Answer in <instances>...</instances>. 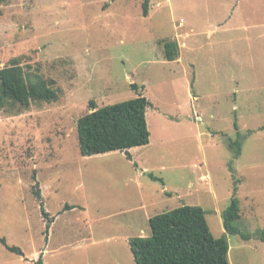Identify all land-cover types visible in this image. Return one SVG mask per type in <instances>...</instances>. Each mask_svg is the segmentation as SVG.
Wrapping results in <instances>:
<instances>
[{
	"label": "rangeland",
	"instance_id": "rangeland-1",
	"mask_svg": "<svg viewBox=\"0 0 264 264\" xmlns=\"http://www.w3.org/2000/svg\"><path fill=\"white\" fill-rule=\"evenodd\" d=\"M144 2L0 0V69L21 58L59 94L1 101L0 239L19 253L0 242V264H135L127 236H150L149 217L198 206L220 238L232 198L240 232L264 231V0ZM138 95L149 144L81 156L91 103ZM226 236L229 264H264L263 242Z\"/></svg>",
	"mask_w": 264,
	"mask_h": 264
},
{
	"label": "trees",
	"instance_id": "trees-1",
	"mask_svg": "<svg viewBox=\"0 0 264 264\" xmlns=\"http://www.w3.org/2000/svg\"><path fill=\"white\" fill-rule=\"evenodd\" d=\"M143 10L144 16H147L148 0H145ZM5 20L0 8V26L5 24ZM163 48L167 61L173 62L178 58L176 43L165 42ZM58 97L52 82L45 80L38 70L29 65L24 66L21 58L11 60L8 66L0 69V106H3L1 101L5 100L28 109L32 103H52ZM149 106V101L142 95L101 108L91 103L92 112L79 118L76 125L81 156L120 152L130 160V149L149 144L150 134L146 123ZM33 195L41 202L39 190H34ZM73 208L67 206L66 209ZM42 214L50 224L48 215L44 211ZM239 218V203L232 198L221 213L224 235L216 238L209 229L203 209L184 205L151 217L150 236L131 238L129 248L135 264H229L226 235L264 241V231L252 235L242 234L235 224ZM0 242L10 252L19 253L16 247L8 246L4 239H0ZM36 264H43L41 257Z\"/></svg>",
	"mask_w": 264,
	"mask_h": 264
},
{
	"label": "crops",
	"instance_id": "crops-1",
	"mask_svg": "<svg viewBox=\"0 0 264 264\" xmlns=\"http://www.w3.org/2000/svg\"><path fill=\"white\" fill-rule=\"evenodd\" d=\"M185 33V32H184ZM186 35H187V33H185ZM180 46V45H179ZM179 46H178V48H179ZM179 52H180V49H178V54H179ZM178 61H180V57H178L175 61H173V62H178ZM145 147V146H144ZM131 150V149H130ZM128 153H129V151H128ZM130 154V153H129ZM126 156V155H125ZM131 158V157H130ZM128 160V159H127ZM128 161H132V159H130V160H128ZM135 167H136V164L134 165ZM137 170H139V169H137ZM146 170H144V169H142L140 172H139V175H142V174H144V172H145ZM41 197H42V200H43V195L41 194ZM73 209H75V207L73 208ZM73 209H71V210H73ZM82 209H84V208H82ZM68 210V209H67ZM45 213L47 214V215H49L46 211H45ZM151 217H149L148 218V220L150 219ZM45 220V219H44ZM52 222H54L55 221V218H52V220H51ZM127 238H130L131 239V237H128L127 236ZM259 240V239H258ZM259 241H261V240H259ZM261 242H263L264 243V241H261ZM128 243H129V241H128ZM229 249H230V246H229Z\"/></svg>",
	"mask_w": 264,
	"mask_h": 264
}]
</instances>
